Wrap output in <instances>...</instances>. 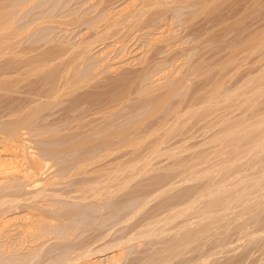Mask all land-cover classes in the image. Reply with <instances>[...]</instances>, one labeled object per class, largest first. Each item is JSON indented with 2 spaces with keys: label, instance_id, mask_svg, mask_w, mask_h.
Returning a JSON list of instances; mask_svg holds the SVG:
<instances>
[{
  "label": "rangeland",
  "instance_id": "1",
  "mask_svg": "<svg viewBox=\"0 0 264 264\" xmlns=\"http://www.w3.org/2000/svg\"><path fill=\"white\" fill-rule=\"evenodd\" d=\"M142 1L144 3V0H6V2L2 0L0 2V8L2 10L3 8H7L9 13L6 14V9V11L4 10L6 13L0 9V12L3 14L10 16L13 12H17L15 13L16 16L14 13L10 17L5 16V19L8 20L11 18V21H13L11 22L9 20L12 23H10L11 26L9 27H11V29H9V31L14 29L13 31H15L16 34H14L13 31H5L8 28L2 30L1 32L5 31L2 34L0 32V39L3 41L8 37V35L6 36L7 32L11 34V38H9V35L5 40L8 43L10 39L8 45L3 42L6 45L3 44L2 47V41L0 40V48L2 47L4 51L2 52V49H0L2 52H0V56L3 54V57H0V83L4 84L1 80L5 81L8 79L5 83L14 80V82H12V88L14 86L16 89L13 88L10 92L4 93L0 91V130L14 118L13 115H11L13 111L17 109L20 110L21 108L24 111L20 110L18 115H23V113L27 111L30 112L31 109L33 110V108L37 109L41 102L43 105L47 103L48 105H45V108L43 107L41 111L39 109L36 112L34 120L32 119L33 121L31 120L27 128H25L30 132L23 129L28 132L27 134L21 130L22 134H25L21 136L24 139L21 138L22 140L20 139V141L16 143L20 144V146L23 145L22 147H24V149L27 147V153L32 152L35 156L36 154L37 156L40 155L39 157L41 159L49 157L50 160L46 158L45 161L48 165L44 166L45 168L42 169L43 173H41L42 175L40 174L38 179L40 178L39 181H42L41 184L45 187L47 186L46 184H48L47 189H49L48 191L51 190L50 193H64L70 190V194L72 192L71 195H68V193L66 194L68 197L50 195V198L47 197L48 199H44L45 201L40 200L41 202L38 198L37 200L29 198L27 194L30 196L31 194L29 193L38 190L39 185L41 187L44 186L39 184L31 188L27 186L28 182H26V180L25 182L23 181V183H21L20 179H18L20 182L15 180V183L13 181L17 176L20 178L23 176V169H25L27 165L21 158H15L18 162L15 159L13 160L15 151L12 152L10 149L9 144L11 141H2L5 136L0 133V150L2 151L3 148L7 149V151H0V179H2V177H4V179L7 178L5 186L8 188L6 189L5 186L0 183L1 187L3 186L2 188L0 187V197L11 190L13 192L11 191L8 194L16 191L25 196L22 197L23 202L22 198H19L20 200L17 206L21 205V207L19 206L20 209L17 208V212L15 210V213H4L6 217L4 215H2V217L0 216V218H2L0 219V225L5 218H9L8 215L10 218L14 219L12 220L13 222L11 221L14 225L12 223L11 225L8 224L10 226L5 225L8 227L4 226V232L3 227H0L2 229L0 239L4 237L0 240V243L6 241L4 235L9 231L12 242H19L20 239H17L18 241L15 240L18 236L15 234V232L18 233L15 231L16 225L23 224L25 220L27 222L31 218H26L24 221L19 219L15 220L17 216L20 217L28 214L26 217L32 215L33 218L37 214L45 215L43 212L46 211L47 208L50 211L47 210L46 214H52V216L46 215L45 219H48V221L50 219L53 220L51 223H54L56 227H60V225H63L61 226L62 229L66 227L65 233L66 230L71 232V234L68 232V235L66 234L64 238H56V236L53 239L52 236H49L50 240L46 238L47 240H45L44 245L40 247V251L38 250L40 249L38 242L37 244L36 242L35 244L33 243L34 245L32 244V246L25 242L24 244H26V246L23 245L25 250L21 246L23 243L20 245L19 242L18 248L21 247L20 250L22 252L19 249V251H16L17 249L15 250V248H17V244L14 246L13 243V245H11L14 250L11 248L12 250L10 249V252H12H9L10 254L7 251L5 255V252L0 250V264H9L12 262L13 264H25V258L28 260V263L26 262L27 264H51L53 260L56 261L55 258L65 257L68 261H71L76 255L77 256L74 257V259L78 258L76 262L75 260H73L74 262L71 261L74 264L77 262L78 264H264V0H210L212 1L210 3L211 5H209L204 12H199V14L197 11H199L201 7L200 3L202 0H161V2L164 1L163 7L161 8L162 10L157 8L159 12H157L156 9L153 14L155 12L161 13L162 11V15L154 14L155 17H153L152 11L154 9L149 10L148 13H146L149 17L145 16L144 13L140 19V23H138V25L141 26L137 25L138 27H133L135 29L131 28L133 30H129L130 34L129 32H127V34L125 33L126 35L122 34L129 29H127L128 25H126L128 22L125 21L123 22L126 26H121L123 31L118 30V28H120L119 26L116 30L113 29L116 31L112 32V34L115 33L114 35L109 36L113 30L109 31L108 38L103 36L104 33L101 34L106 31V28L109 27L112 22L119 21L120 18H123V14L128 12L138 13L142 7L141 4L143 5ZM24 3H26V6ZM2 5L4 6L2 7ZM21 11L22 13H20ZM192 15L197 17L192 19L194 17H191ZM13 16L14 18H12ZM151 16L153 18H151ZM43 20L44 22L41 23ZM141 20L143 22H141ZM59 23L60 25H58ZM17 32L19 33L17 34ZM20 32L23 36H21ZM26 32L29 33L27 34ZM119 32H121V34H118ZM3 34H5L6 37H3ZM100 35H102V37H100ZM258 40L260 42H258ZM86 42L89 43V45L92 42V46L90 45L91 48H89V50L87 49V52L84 50L81 51L80 45H85ZM254 43L259 44H255L256 46H254ZM4 46L5 48L7 47L8 51L7 49L6 51L8 54H6ZM242 47L246 49L244 50L245 52H242ZM122 48L124 50H122ZM232 49H234L233 52L231 51ZM64 50H67V52L71 50L72 52L63 53L65 52ZM78 50L86 53H80L81 56H84L83 60L81 59L82 57L76 59L77 61L81 60L77 62V65V63L75 64L76 60H74V58L79 54ZM240 50L242 53H240ZM10 51L12 53H9ZM76 51L77 54L75 53ZM16 52L21 56L18 54L15 55ZM183 52L186 54H183V57L185 56L183 58L184 60L181 57ZM231 52L233 55L236 53L233 58L237 56L235 60L233 59L234 61L232 60L233 62L230 61V63V58L228 61L227 59L231 57ZM238 52L239 54H237ZM177 53L180 55H177ZM14 56L18 59L16 60ZM177 56L180 58H175ZM174 59L177 60L175 61ZM72 60L75 61L72 62L73 72H71L72 70L70 69V71L68 67V65H71L69 61ZM41 61L43 62L41 63ZM66 64H68L66 66L68 68H66V71L70 73L65 72ZM170 64H172V66H170ZM29 66L32 68V73L29 72L31 71ZM196 66L199 68L202 67L203 69H200L201 71L198 73L202 74V71H205V73L202 75L197 73L198 76L194 74L191 67L196 68ZM203 66L205 67L203 68ZM9 70L11 72H9ZM206 70L209 71L206 72ZM65 73H67V75ZM67 76L68 78H66ZM178 76L181 78L179 79ZM262 76L263 78H261ZM61 77H63L66 82L69 79L70 81L64 83L65 81H63ZM16 79L18 81L15 82ZM182 81L183 83H180ZM72 82L76 85H73ZM219 82L222 86H220V89L222 92L224 91L225 96L226 94H230V92L233 94L234 91L238 93H234L236 94H233L234 96L232 94L229 95L231 96L230 98L228 95L224 97V94L221 92L219 93V100L221 101L222 98L226 100L227 103L226 101L225 103L222 102V100V103L219 102L222 104L221 107L219 103H217L219 106L214 104L216 106H214L215 109L213 108V110H211L213 104L211 105L212 107L209 108V106L208 109H204L203 107L200 108L198 103L201 105L200 99L204 97L203 94L209 92L208 90L212 89L214 84L216 85ZM70 83L71 86L69 85ZM174 83H179L178 85L181 88L179 86L178 88L177 84L174 86ZM254 83H259V86H257L258 84L254 85ZM260 83L263 84L262 87ZM64 85L66 88H63ZM172 85L178 89L174 88ZM53 87L61 90L68 88V91L65 92V90H63L64 93L59 91L56 97H47L46 99L42 94L45 92L50 93L48 90L51 88L50 91L54 90L55 88ZM170 87L174 88L170 90L171 93H168L171 97L167 95L165 101L163 100V106L161 105L160 108L156 109L158 111H155V108H152L154 106L153 103L155 104L158 97ZM254 87L256 89L257 87L262 89H258L259 91L257 92ZM236 88L239 90L243 88L240 90L241 93L243 92L242 95ZM220 89L218 90L219 92ZM251 89L253 92L255 90L257 94L250 98L248 95H253ZM204 90L205 92L203 93ZM172 91L176 93L173 94ZM199 91L201 92L199 93ZM201 93L203 94L200 95ZM246 93H248V95ZM238 95L241 96L238 97ZM247 98L250 100V103ZM245 99L248 101L247 103H244L246 102ZM242 100H244V102ZM237 101H239L240 104ZM241 101L243 103H241ZM29 102H33V106ZM237 103L239 105H237ZM188 104L190 109H187ZM30 106L33 108L30 109ZM197 106L200 109H197ZM172 107L174 109L178 107L179 111L181 109V111H186L185 108L190 110V112H187L190 116L185 114L182 117L183 119L184 117H189V120L184 119V122L181 123L183 120L180 118V121L174 123L173 118L170 116ZM209 109L212 114L208 111ZM207 111L210 113V115L208 113V116ZM167 115L169 118L166 117ZM249 115L251 117H249ZM202 116H205V118L202 119ZM260 119L263 120L262 123L258 122ZM4 121L8 122L6 123ZM163 121L166 123L162 125ZM254 123H256L257 126H255ZM160 124L162 126H160ZM235 124H237L236 126L238 128ZM227 125L229 127H227ZM74 126L75 128H73ZM158 126L162 128L160 129ZM230 128L233 130L235 129L233 132L234 134L232 133L233 130L231 131ZM236 128L238 129L237 131ZM155 129L157 130L155 131ZM222 130L224 131L221 132ZM229 131H231L230 133L233 135L230 134ZM220 132L221 134L227 132L230 136L225 134L228 137L225 135H220V137ZM128 138L135 143L137 142L139 146L137 145L136 147V144L134 145L135 147L131 145L126 146ZM22 141L24 142L22 143ZM254 142L256 144H253ZM106 143H109L108 146ZM151 151H154V154ZM224 151L227 152L225 153ZM9 153L14 154L11 156ZM118 160H120V162H117ZM125 162L128 164L131 163V166L125 167L123 170L126 169L125 171H127V169H130V173L136 174H133V178L128 181L126 184L127 187L123 186L119 187V189L116 186L115 190L112 192H115V194H113L114 196L110 195L105 197L106 200L99 199L97 201L96 199L95 201L93 198L85 200L81 199V195L77 196L78 193H81L77 191L79 190L77 187L79 188L85 181V184L89 182L92 183L94 177L95 180H97V178L101 177L104 173L105 175L107 173L113 174V172L109 171H114V174H121V163ZM90 163L91 165L86 166ZM3 164L6 166H3ZM80 165L84 169L80 168L81 170H79L78 166ZM114 165H117V169H115ZM118 165L121 168L118 169ZM74 170L77 172L75 173ZM83 170L87 173L83 172ZM131 170H133V172ZM10 171L14 176L9 174ZM116 171L117 173H115ZM125 171H122L121 176L125 175V173L123 174ZM128 171L127 174L129 173ZM15 174L18 175L16 176ZM10 176H13V179H11ZM106 176H102V179L104 180L103 177ZM99 179L102 180L101 178ZM10 180L14 182V186L11 184L12 182ZM15 186L16 190L14 189ZM75 192L78 193L75 194ZM26 196L30 200L32 199L31 202ZM76 197H79V200ZM49 201L50 203H48ZM40 203L42 204L41 206L39 205ZM126 203L127 205H125ZM192 203H194V207ZM30 204L32 206L34 205L33 208H30L32 207ZM58 206L61 208H58ZM58 210H60V213H58ZM63 210L65 211L63 212ZM61 211L65 214L63 216L68 218L66 220L67 222L65 221V217H62V220L64 219L63 221L65 222L57 219L58 216L62 214ZM74 211L75 213H73ZM181 211L183 212L181 213ZM205 211L209 212L204 214ZM132 212L138 213L130 217ZM175 212L179 214H175ZM171 213L173 217L177 215L174 220L172 219L173 217L170 218ZM210 213L211 215H209ZM13 216L16 217L14 218ZM45 219H43V225L48 223ZM168 219L170 220L167 221ZM56 221H59L60 224ZM160 222L163 223L161 226ZM51 223H48V225L50 226ZM146 223L147 225H145ZM45 225L44 227H46ZM54 225L52 224V227H55ZM154 226H156L157 229ZM59 227H57V229H61V227ZM152 227H154V230H158L156 231L157 233L154 232ZM150 228L153 230L154 234L152 232L150 236L148 233V235H145L146 232L150 231ZM170 228L172 230H170ZM166 229H168V231ZM11 231L16 237L12 235ZM14 237L15 239H13ZM58 239L59 241H57ZM110 243L113 244L110 245ZM104 246L105 248H103ZM81 248L86 249L85 251H89L87 252L89 254ZM33 249L36 250L33 251ZM74 250H76V252H74ZM78 253H80V255ZM69 258L71 260H69ZM21 259H24V261H21ZM84 259H88V261ZM110 260L112 261L111 263ZM14 261L21 262L16 263Z\"/></svg>",
  "mask_w": 264,
  "mask_h": 264
},
{
  "label": "bare ground",
  "instance_id": "2",
  "mask_svg": "<svg viewBox=\"0 0 264 264\" xmlns=\"http://www.w3.org/2000/svg\"><path fill=\"white\" fill-rule=\"evenodd\" d=\"M2 0H0V2H1ZM31 1V0H30ZM178 1V0H177ZM182 1V0H181ZM256 1V0H255ZM5 2H6V0H5ZM9 2V1H8ZM27 2H29V1H27ZM26 2V3H27ZM58 2V1H57ZM164 2V1H163ZM163 2H161V0H144V3H143V1H142V3H143V5L141 4V9L139 10V12L138 13H135V12H128V13H126V14H123L122 16H123V18H120L119 19V21H114V22H112L111 24H110V26L109 27H107L106 28V31H104V32H102L101 34H103L104 33V35L103 36H108V33H110L109 31L110 30H113V29H117L119 26H120V28H118V30L119 31H123V28L121 27V26H126V25H128V27H127V31H125L124 33H122V34H127V32H129V34H130V31L131 30H133V29H135V28H133V27H135V26H137L138 25V23H140V19H141V17L144 15V13H145V16H148V14L146 15V13H148V11L149 10H153L152 11V15H153V17H155V15L156 14H161L162 15V7H163ZM212 1H210V0H202V2L200 3V5H201V7L199 8V11H197V13L199 14V12H204L206 9H207V7H209V5H211L210 3H211ZM4 3V2H3ZM2 3V4H3ZM26 3H24V5L26 4ZM37 3V2H36ZM136 3V2H135ZM174 3V2H173ZM173 3H171V4H173ZM223 3V2H222ZM19 4H20V2H19ZM21 4H22V2H21ZM165 4H167V3H165ZM183 4V3H182ZM196 4V3H195ZM228 4V3H227ZM9 5V4H8ZM28 5V4H27ZM199 5V4H198ZM226 5V4H225ZM4 5H2V7H3ZM6 6H7V4H6ZM12 6V5H11ZM21 6H23V5H21ZM26 6V5H25ZM130 6V5H129ZM140 6V5H139ZM9 7V6H8ZM20 7V6H19ZM217 7V6H216ZM24 8V7H23ZM135 8V7H134ZM161 9L160 11H161V13H154L153 14V12L156 10V9ZM173 8V7H172ZM215 8V7H214ZM1 9V8H0ZM7 10V8H3V10L1 9V11H3V12H5L6 10ZM157 9V12H159V10ZM5 10V11H4ZM9 10H11V9H9ZM21 10H22V8H21ZM212 10V9H211ZM18 11V10H17ZM7 12V13H6ZM5 13L6 14H9L8 13V10L6 11ZM10 12V11H9ZM11 13V12H10ZM14 13V12H13ZM13 13L11 14V15H13ZM15 13H17V12H15ZM15 13H14V15H15ZM20 13H22V11L20 12ZM117 13V12H116ZM120 13V12H119ZM6 14H3L2 12H0V32L2 31V30H4V29H6V28H8V29H6L5 31H9V29H11V27H9V26H11L10 25V23L11 22H13V21H11V18L10 19H5V16H8V15H6ZM19 14V13H18ZM105 14V13H104ZM114 14V13H113ZM150 14H151V12H150ZM178 14V13H177ZM10 15V16H11ZM172 15V14H171ZM176 15V14H175ZM10 16H8V17H10ZM16 16V15H15ZM97 16V15H96ZM120 16V15H119ZM158 16V15H157ZM165 16V15H164ZM194 16V17H193ZM47 17V16H46ZM50 17V16H49ZM99 17V16H98ZM104 17V16H103ZM102 17V18H103ZM108 17V16H107ZM149 17V16H148ZM152 16H151V18H153ZM163 17V16H162ZM186 17V16H185ZM191 17H193L192 19H194L195 17H197V16H195V15H192ZM190 17V18H191ZM12 18H14V16L12 17ZM101 18V17H100ZM105 18V17H104ZM103 18V19H104ZM159 18V17H158ZM179 18V17H178ZM189 18V17H188ZM88 19H90V18H88ZM107 19V18H106ZM117 19V18H116ZM166 19V18H165ZM184 19V18H183ZM11 22H10V21ZM115 20V19H114ZM157 20V19H156ZM185 20V19H184ZM191 20V19H190ZM223 20V19H222ZM46 21V20H45ZM47 21H49V20H47ZM53 21V20H52ZM60 21V20H59ZM89 21V20H88ZM91 21V20H90ZM92 21H94V20H92ZM107 21V20H106ZM109 21V20H108ZM123 21H125V22H128V24H124V22ZM224 21V20H223ZM44 22V20L41 22V23H43ZM51 22V21H50ZM65 22V21H64ZM66 22H68V21H66ZM96 22V21H95ZM103 22V21H102ZM101 22V23H102ZM111 22V21H110ZM141 22H143L142 20H141ZM32 23V22H31ZM55 23H56V21H55ZM69 23V22H68ZM77 23V22H76ZM12 24V23H11ZM14 24V23H13ZM62 24V23H61ZM185 24H186V22H185ZM58 25H60V23L58 24ZM64 25V24H63ZM70 25V24H69ZM75 25V24H74ZM147 25V24H146ZM138 26H141V25H138ZM137 26V27H138ZM30 27V26H29ZM121 28H122V30H121ZM131 28H133V29H131ZM142 28V27H141ZM172 28V27H171ZM27 29V28H26ZM170 29V28H169ZM14 29H12L11 31H13ZM21 30V29H20ZM30 30V29H29ZM115 30H113V31H111V33L109 34V36H112V35H114V34H112V32H114ZM130 30V31H129ZM5 31H3V32H5ZM11 31H9V32H11ZM16 31H17V29H16ZM204 31V30H203ZM3 32H1V34L3 33ZM14 32V34H16V32L15 31H13ZM22 32V31H21ZM21 32H20V34H21ZM24 32V31H23ZM101 32V31H100ZM106 32V33H105ZM116 32V31H115ZM118 32V31H117ZM19 32H17V34H18ZM27 33V32H26ZM29 33V32H28ZM27 33V34H28ZM99 33V32H98ZM209 33V32H208ZM226 33V32H225ZM1 34H0V36H1ZM13 34V33H12ZM26 34V35H27ZM106 34V35H105ZM117 34V33H116ZM118 34H121V32H119ZM125 34V35H126ZM204 34V33H203ZM205 34H206V31H205ZM8 35V37H9V35H10V37L9 38H11V34L10 33H6V36ZM208 35V34H207ZM3 37L5 36V34H3L2 35ZM5 36V37H6ZM13 36V35H12ZM21 36H23L22 34H21ZM108 36V37H109ZM124 36V35H123ZM134 36V35H133ZM132 36V37H133ZM203 36V35H202ZM3 37H1V38H3ZM7 37V38H8ZM27 37H28V35H27ZM100 37H102V35H100ZM106 37H104V38H106ZM107 37V38H108ZM151 37V36H150ZM206 37V36H205ZM214 37V36H213ZM7 38H5V40L7 39ZM15 38H17V37H15ZM96 38V37H95ZM135 38V37H134ZM212 38V37H211ZM216 38H217V36H216ZM4 39V38H3ZM13 39V38H12ZM11 39V40H12ZM204 39V38H203ZM206 39V38H205ZM218 39V38H217ZM1 40V39H0ZM3 41V40H1L0 42H1V44H2V47H3V44H5V43H7V41ZM16 40V39H15ZM98 40V39H97ZM120 40V39H119ZM181 40V39H180ZM239 40V39H238ZM22 41H23V39H22ZM147 41V40H146ZM187 41V40H186ZM3 42H5V43H3ZM9 42H10V39H9V41H8V43H7V45L9 44ZM15 42V41H14ZM184 42V41H183ZM208 42V41H207ZM247 42V41H246ZM258 42H260L259 40H258ZM92 43V42H91ZM91 43H90V45H91ZM99 43V42H98ZM0 44V45H1ZM83 44H85V43H83ZM258 45L259 43H254V46H256V45ZM6 45V44H5ZM12 45V44H11ZM21 45V44H20ZM89 45V43H87L86 42V44L85 45H80V50L82 51V50H84V51H88L89 50V48H91V46ZM88 46H90V47H88ZM104 46V45H103ZM2 47L0 48V49H2ZM189 47V46H188ZM240 47V46H239ZM238 47V48H239ZM248 47V46H247ZM83 48V49H82ZM4 49H5V51H6V49H7V47L5 48V46H4ZM11 49V48H10ZM79 49V48H78ZM88 49V50H87ZM101 49V48H100ZM220 49H223V48H220ZM240 49V48H239ZM249 49V48H248ZM12 50V49H11ZM16 50V49H15ZM63 50V49H62ZM71 50H72V48H71ZM71 50H69L68 52H72ZM122 50H124L123 48H122ZM224 50V49H223ZM233 50L234 49H232L231 51L233 52ZM236 50V49H235ZM241 50H242V52H245L244 50H246L245 48L243 49V47L241 48ZM241 50H240V53H242L241 52ZM7 51H8V49H7ZM6 51V54H8V52ZM24 51V50H23ZM65 51V50H64ZM81 51H79L78 50V52H79V54H77V51L75 52L77 55H76V57L74 58V60H76V59H78V58H81L82 60H83V56L84 55H82L81 56V54L84 52H81ZM100 51V50H99ZM184 51V50H183ZM248 51V50H247ZM249 51H250V49H249ZM1 52V51H0ZM2 52H4L3 51V49H2ZM1 52V53H2ZM63 52V51H62ZM67 52V50L65 51V52H63V53H66ZM67 52V53H68ZM85 52V53H86ZM124 52V51H123ZM231 52V57H228V59H227V61L229 60V58H230V60H229V62L231 61V62H233L234 60H235V58H236V56H235V58H233V56L236 54H234L233 55V53ZM235 52V51H234ZM237 52V51H236ZM9 53H12L11 51L9 52ZM24 53V52H23ZM29 53V52H28ZM56 53V52H55ZM81 53V54H80ZM85 53H83V54H85ZM180 53V52H179ZM179 53H177V55L179 54ZM5 54V56L7 57V55ZM18 54V52H16V54L15 55H17ZM20 54H22V53H20ZM53 54V53H52ZM183 54H185L184 52L182 53V59L185 57H183ZM237 54H239V52L237 53ZM3 54H1V56L0 57H3L2 56ZM19 55V54H18ZM23 55V54H22ZM63 55H66V54H63ZM68 55V54H67ZM70 55V54H69ZM80 55V56H79ZM176 55V54H175ZM175 55H173V56H175ZM180 55V54H179ZM186 55V54H185ZM19 56H21V55H19ZM30 56V55H29ZM172 56V57H173ZM189 56V55H188ZM188 56H187V58H188ZM224 56V55H223ZM15 57V56H14ZM18 57V56H17ZM61 57H62V55H61ZM226 57V56H225ZM21 58V57H20ZM57 58H59V57H57ZM175 58H180L179 56H177V57H175ZM223 58V57H222ZM238 58V57H237ZM15 59H16V57H15ZM18 59V58H17ZM16 59V60H17ZM34 59V58H33ZM32 59V60H33ZM72 59V58H71ZM171 59V58H170ZM173 59V58H172ZM190 59V58H189ZM234 59V60H233ZM46 60H48V59H46ZM54 60V59H53ZM52 60V61H53ZM62 60V59H61ZM60 60V61H61ZM148 60V59H147ZM175 61L177 60V59H174ZM179 60V59H178ZM184 60V59H183ZM222 60V59H221ZM233 60V61H232ZM26 61V60H25ZM56 61V60H55ZM58 61V60H57ZM66 61V60H65ZM78 61H81V60H78ZM77 60H76V62L75 61H69L70 63H71V65H68V64H66L65 65V72H67L66 71V66L68 65V67H69V70L71 71V72H73V68H72V62H75V64L78 62ZM174 61V62H175ZM180 61V60H179ZM223 61V60H222ZM35 62V61H34ZM37 62V61H36ZM43 61H41V63H42ZM50 62V61H49ZM68 62V61H67ZM169 62H170V60H169ZM183 62V61H182ZM181 62V63H182ZM217 62V61H216ZM226 62V61H225ZM228 62V63H229ZM230 62V63H231ZM65 63V62H64ZM179 63V62H178ZM187 63V62H186ZM201 63H204V62H201ZM222 63V62H221ZM227 63V62H226ZM7 64V63H6ZM17 64V63H16ZM55 64V63H54ZM57 64V63H56ZM62 64H63V61H62ZM199 64V63H198ZM223 64V63H222ZM222 64H221V66H222ZM23 65V64H22ZM34 65V64H33ZM43 65V64H42ZM50 65V64H49ZM53 65V64H52ZM77 65H78V63H77ZM76 65V66H77ZM81 65V64H80ZM174 65V64H173ZM176 65V64H175ZM179 65V64H178ZM192 65V64H191ZM224 65V64H223ZM39 66V65H38ZM51 66V65H50ZM165 66V65H164ZM170 66H172V64H170ZM195 66V65H194ZM197 66H199V65H197ZM196 66V68H192L191 67V69H192V72L194 73V74H197L198 72H200L201 70L200 69H202V67H197ZM225 66H226V64H225ZM37 67V66H36ZM41 67V66H40ZM45 67V66H44ZM156 67V66H155ZM181 67V66H180ZM205 66H203V68H204ZM17 68H19V67H17ZM29 68H30V66H29ZM48 68V67H47ZM60 68V67H59ZM62 68H64V67H62ZM76 68V67H75ZM75 68H74V70H75ZM157 68H159V67H157ZM164 68V67H163ZM182 68V67H181ZM212 68V67H211ZM11 69V68H10ZM32 68H30V70H31ZM37 69V68H36ZM36 69H34V70H36ZM41 69V68H40ZM68 69V68H67ZM13 70V69H12ZM20 70V69H19ZM33 70V71H34ZM45 70V69H44ZM48 70V69H47ZM63 70V69H62ZM68 70V71H69ZM153 70V69H152ZM182 70V69H181ZM203 70V69H202ZM27 71V70H26ZM37 71V70H36ZM207 71H209V70H206V72ZM9 72H11L10 70H9ZM18 72V71H17ZM29 72H31L32 73V70L31 71H29ZM77 72H78V70H77ZM149 72V71H148ZM185 72H186V69H185ZM190 72V71H189ZM13 73V72H12ZM30 73V74H31ZM34 73V72H33ZM67 73H70V72H67ZM67 73H65L66 75H67ZM192 73V74H193ZM202 74L203 73H205V71H202L201 72ZM60 74H61V72H60ZM63 74V73H62ZM183 74V73H182ZM181 74V75H182ZM193 74V75H194ZM199 75H202V74H200V73H198ZM198 74H197V76H198ZM68 75H70V74H68ZM78 75V74H77ZM151 75V74H150ZM166 75V74H165ZM188 75V74H187ZM28 76V75H27ZM61 76V75H60ZM65 76V75H64ZM155 76V75H154ZM183 76V75H182ZM255 76V75H254ZM253 76V77H254ZM72 77H74V76H72ZM179 77V76H178ZM256 77V76H255ZM259 77V76H258ZM257 77V78H258ZM66 78H68V76L66 77ZM76 78V77H75ZM170 78V77H169ZM181 77H179V79H180ZM261 78H263V76L261 77ZM5 79V78H4ZM10 79V78H9ZM61 79H63V77H61ZM264 79V78H263ZM8 79H6L5 81H7ZM25 80V79H24ZM73 80V79H72ZM81 80V79H80ZM176 80V79H175ZM181 80H183V79H181ZM255 80V79H254ZM262 80V79H261ZM5 81H3V80H1V82H3L4 84H2V83H0V91H2L3 93L4 92H10L11 90H13V88L15 89V87L13 86V88H12V82H14V80H11V81H9L8 83H10V84H8L7 82L5 83ZM16 81H18L17 79L15 80V82ZM63 81H65V79H63ZM70 81V79L66 82H64V83H68ZM75 81H76V79H75ZM248 81H250V80H248ZM22 82V81H21ZM52 82H53V80H52ZM56 82V81H55ZM212 82V81H211ZM255 82V81H254ZM73 83V82H72ZM77 83V82H76ZM133 83V82H132ZM180 83H183V81L182 82H180ZM59 84H61V83H59ZM177 84V87L179 86L178 84L179 83H176ZM176 84L174 83V86H176ZM256 84H258L257 86H259V83H256ZM255 83H254V85H256ZM51 85H54V84H51ZM57 85V84H56ZM66 85V84H65ZM65 85L63 86V88H66L65 87ZM70 86H71V83L69 84ZM73 85H76L75 83H73ZM180 85H182V84H180ZM224 85H225V83H224ZM262 85L263 84H261L260 83V86L262 87ZM60 86V85H59ZM59 86H55V87H59ZM173 86V85H172ZM173 86V87H174ZM203 86V85H202ZM211 86V85H210ZM220 86H221V83L219 82V83H217L216 85L214 84V87L212 88V89H210V90H208L209 92H207L206 94H203L204 92H205V90L203 91V93H201L200 95H202L203 94V96L204 97H202V99H200L199 101L201 102V105H200V103H198V105H199V107L201 108V107H203L204 109H208V107L209 108H211L212 106V104H213V107H212V109L211 110H213V108H214V106H216V105H214V104H217V103H222V102H224L225 103V101L226 100H223L222 98H221V101L219 100V98H220V95H219V93H221L222 91H221V89H220ZM50 87H52V86H50ZM55 87H53V88H55ZM62 87V86H61ZM60 87V88H61ZM173 87H170L169 89H167L163 94H161V96H157L158 97V99L155 101V104L153 103V107L152 108H155L154 110L155 111H158V110H156V109H158V108H160L161 107V105L163 106V100L165 101V98L167 97V95L169 96L170 94H168V93H171L170 92V90H172V88ZM177 87H174V88H177ZM180 87V86H179ZM178 87V88H179ZM204 87V86H203ZM222 87V86H221ZM234 87V86H233ZM245 87H246V85H245ZM248 87V86H247ZM45 88V87H44ZM70 88V87H69ZM173 88V89H174ZM177 88V89H178ZM181 88V87H180ZM240 88V87H239ZM244 88V87H243ZM242 88V89H243ZM255 88V87H254ZM21 89V88H20ZM49 89V88H48ZM52 89V88H51ZM51 89H49L48 91L50 92V93H44V94H42V95H44L45 97H46V99H47V97H56L57 96V93L60 91V92H62V93H64V91L63 90H65V92L66 91H68L67 89H63V90H61V89H54V90H52V91H50ZM220 89V92L218 91ZM242 89H240V90H242ZM259 87H257V89L255 88V90L258 92L259 90H261V89H259ZM16 90V89H15ZM176 90V89H175ZM199 90V89H198ZM236 90H238L239 92H240V90L239 89H237L236 88ZM244 90H245V88H244ZM249 90V89H248ZM254 90V92L252 91V89H251V93H253V95H251V94H249L248 95V93H246L248 96H250V98H251V96H254L255 94H257L256 93V91ZM21 91V90H20ZM36 91V90H35ZM201 91H199V93H200ZM237 92V91H236ZM235 91L233 92V94L234 93H236ZM246 92V91H245ZM33 93V92H32ZM172 93H173V91H172ZM174 93H176V92H174ZM173 93V94H174ZM197 93V92H196ZM209 93V94H208ZM238 93V92H237ZM241 93V92H240ZM239 93V94H240ZM243 93V92H242ZM242 93H241V95H242ZM41 94V93H40ZM222 94H224V91L222 92ZM221 94V95H222ZM232 94V92H230V94H226V96L228 95H231ZM232 94V95H233ZM33 95V94H32ZM234 95H236V94H234ZM233 95V96H234ZM241 95H238V97L239 96H241ZM244 95H245V93H244ZM247 95H246V97H247ZM116 96V95H115ZM123 96V95H122ZM184 96V95H183ZM193 96V95H192ZM224 97H226L225 96V94L223 95ZM223 96H221V97H223ZM232 96V97H233ZM117 97V96H116ZM125 97V96H124ZM170 97H171V95H170ZM173 97V96H172ZM230 98H231V96H229ZM228 97V98H229ZM245 97V96H244ZM5 98V97H4ZM37 98V97H36ZM191 98V97H190ZM227 98V99H228ZM229 98V99H230ZM235 98H236V96H235ZM117 99V98H116ZM195 99V98H194ZM226 99V98H225ZM228 99V100H229ZM243 99V98H242ZM248 99V98H247ZM51 100V99H50ZM52 100H54V99H52ZM155 100V99H154ZM169 100V99H168ZM183 100V99H182ZM232 100V99H231ZM246 100V99H245ZM249 100V99H248ZM29 101V100H28ZM39 101V100H38ZM43 101V100H42ZM111 101V100H110ZM114 101V100H113ZM112 101V102H113ZM166 101H167V99H166ZM234 101H235V99H234ZM243 102H244V100H242ZM241 101V103H243ZM41 102V101H40ZM46 102V101H45ZM115 102V101H114ZM196 102V101H195ZM230 102V101H229ZM228 102V103H229ZM238 103H239V101H237ZM248 101L246 100V102H244V103H247ZM254 102V101H253ZM20 103V102H19ZM32 106H33V102L31 103V102H29ZM50 103V102H49ZM172 103V102H171ZM178 103V102H177ZM181 103V102H180ZM197 103V102H196ZM219 103V105H220V107H221V105L222 104H220ZM224 103H223V106H224ZM226 103H227V101H226ZM236 103V102H235ZM237 103V105H239ZM249 103H250V100H249ZM40 105L38 106V108H37V106H36V108L37 109H34L32 106H30V109L31 108H33V110L31 111L30 110V112L29 111H27V112H25V113H23V115H18V112H20V110H22L21 108H20V110H15V111H13L12 112V114L11 115H13V119H11V121L9 122V123H7L6 121H4V122H6L7 124H6V126H4L1 130H0V133H2L4 136H5V138L4 137H2V138H4L2 141H4V140H6V141H11V143L9 144L10 145V149L12 150V152L13 151H15V154L13 155V154H10L11 156L13 155V160L15 159V158H21L22 159V161L24 160L25 161V163H26V168L25 169H23V176H22V174H21V178H23V179H21L19 176H17L16 174V176H17V178L16 179H14L13 181L15 182V180H17V182H20V180H21V183H23V181L25 182V180H26V182H28V184H27V186L28 187H33V186H38L39 184H41L42 183V181H39L40 180V178L38 179V177L40 176V174L41 173H43L42 172V169L43 168H45L44 166H47L48 165V163H45V161H46V158H48L47 160H50L49 159V157H46V158H43V159H41L39 156H37V154H36V156L34 155V154H32V152H30V153H27V150H28V148L27 147H25V149H24V147H22L23 145H21L20 146V144H18V143H16V142H18V141H20V139L22 138L21 136L23 135H25V134H22V131L21 130H23V129H25V128H27V126L29 125V123L31 122V120L33 119L34 120V116H35V114H36V112L40 109V111H41V108H43L45 105H48L47 103L45 104V105H43V103L41 102V103H39ZM182 104V103H181ZM195 104V103H194ZM254 104V103H253ZM29 105V104H28ZM35 105V104H34ZM38 105V104H37ZM176 105V104H175ZM178 105V104H177ZM180 105V104H179ZM218 104H217V106H219ZM227 105V104H226ZM229 105V104H228ZM242 105H244V104H242ZM21 106V105H20ZM19 106V107H20ZM25 106V105H24ZM188 106V108L187 109H190L189 107V104L187 105ZM186 106V107H187ZM23 107V106H22ZM27 107V106H26ZM110 107V106H109ZM173 107H174V105H173ZM172 107V108H173ZM181 107V106H180ZM29 108V107H28ZM45 108V107H44ZM46 108H47V106H46ZM171 108V110H170V116L173 118V120H174V123L175 122H178V121H180V118H182L185 114H187V112L189 111L190 112V110H187L186 108H185V110L186 111H179L178 110V107L176 108V109H172ZM196 108V107H195ZM200 108H198V106H197V109H200ZM227 108V107H226ZM25 109V108H24ZM150 109V108H149ZM215 109V108H214ZM26 110V109H25ZM160 110V109H159ZM168 110V109H167ZM203 110V109H202ZM211 110L209 109L208 111H210V113L212 114V112H211ZM220 110V109H219ZM237 110V109H236ZM247 110V109H246ZM22 111H24V110H22ZM193 111H194V108H193ZM196 111V110H195ZM198 111V110H197ZM207 111V116H208V112ZM218 111V110H217ZM148 112V111H147ZM146 112V113H147ZM198 112H200V111H198ZM220 112V111H219ZM223 112V111H222ZM232 112V111H231ZM234 112V111H233ZM151 113V112H150ZM201 113V112H200ZM206 113V112H205ZM210 113H209V115H210ZM215 113V112H214ZM230 113V112H229ZM157 114V113H156ZM165 114V113H164ZM167 114V113H166ZM194 114V113H193ZM192 114V115H193ZM204 114V113H203ZM148 115V114H147ZM187 115H189V114H187ZM256 115H258V114H256ZM190 116V115H189ZM206 116V117H207ZM226 116V115H225ZM259 116V115H258ZM12 117V116H11ZM166 117H168V115L166 116ZM187 117V116H186ZM195 117V116H194ZM249 117H251L250 115H249ZM144 118V117H143ZM169 118V117H168ZM167 118V119H168ZM189 117H187V118H185L184 117V119H187V120H189L188 119ZM202 119L203 118H205V116H202L201 117ZM201 118H200V120H201ZM213 118V117H212ZM162 119H165V118H162ZM184 119L182 118L181 120H183V121H181V123L182 122H184ZM221 119V118H220ZM32 120V121H33ZM146 120V119H145ZM212 120V119H211ZM249 120V119H248ZM262 119H260V120H258V122L259 123H262L263 122V120L261 121ZM171 121V120H170ZM198 121H199V119H198ZM209 121V120H208ZM214 121V120H213ZM220 121V120H219ZM261 121V122H260ZM70 122V121H69ZM137 122H138V120H137ZM141 122V121H140ZM195 122V121H194ZM226 122V121H225ZM245 122V121H244ZM243 122V123H244ZM136 123V122H135ZM139 123V122H138ZM142 123V122H141ZM162 123V122H161ZM164 123H166V122H164L163 121V123H162V125L164 124ZM193 123V122H192ZM212 123V122H211ZM222 123V122H221ZM242 123V124H243ZM33 124V123H32ZM156 124V123H155ZM217 124V123H216ZM250 124H252V123H250ZM255 124V126H257L256 125V123H254ZM258 124V123H257ZM264 124V123H263ZM262 124V125H263ZM50 125V124H49ZM79 125V124H78ZM161 124H160V126H162ZM168 125V124H167ZM208 125V124H207ZM206 125V126H207ZM237 124H235V126H236ZM259 125V124H258ZM166 126V125H165ZM224 126V125H223ZM234 126V125H233ZM235 126H234V128H235ZM243 126V125H242ZM249 126V125H248ZM254 126V125H253ZM41 127V126H40ZM137 127V126H136ZM159 127V126H158ZM164 127V126H163ZM179 127H182V126H179ZM214 127V126H213ZM213 127H212V129H213ZM227 127H229L228 125H227ZM231 127V126H230ZM237 127V126H236ZM251 127H252V125H251ZM73 128H75V126L73 127ZM160 128V127H159ZM159 128H157V129H159ZM162 128V127H161ZM160 128V129H161ZM232 128V127H231ZM230 128V129H231ZM238 128V127H237ZM236 128V131L238 130ZM249 128V127H248ZM53 129V128H52ZM134 129V128H133ZM157 129H155V131L157 130ZM178 129V128H177ZM241 129H243V128H241ZM257 129V128H256ZM26 130V129H25ZM56 130V129H55ZM127 130V129H126ZM225 130V129H224ZM224 130H222L221 132H223ZM233 129H231V131H232ZM235 130V129H234ZM234 130L232 131V133L234 132ZM250 130V129H249ZM24 131V130H23ZM26 131H29L28 129L26 130ZM26 131H24V133L26 132ZM32 131V130H31ZM122 131V130H121ZM136 131V130H135ZM155 131H154V133H155ZM206 131H208V130H206ZM231 131H229V133L231 132ZM235 131V132H236ZM240 131V130H239ZM242 131V130H241ZM30 132V131H29ZM129 132V131H128ZM137 132V131H136ZM159 132V131H158ZM221 132H220V134H219V136L221 135V136H224L225 134H229V133H227V132H224V133H222L221 134ZM27 134H28V132H26ZM97 133H99V132H97ZM127 133V132H126ZM149 133V132H148ZM152 133H153V131H152ZM166 133V132H165ZM232 133H230V134H232ZM237 133V132H236ZM236 133H235V135H236ZM239 133V132H238ZM26 134V135H27ZM31 134V133H30ZM42 134V133H41ZM94 134V133H93ZM234 134V133H233ZM232 134V135H233ZM239 134H242V133H239ZM247 134V133H246ZM110 135V134H109ZM130 135H131V133H130ZM133 135V134H132ZM157 135V134H156ZM159 135V134H158ZM232 135H231V137H232ZM238 135V134H237ZM35 136V135H34ZM50 136V135H49ZM54 136V135H53ZM127 136H128V134H127ZM141 136V135H140ZM151 136V135H150ZM162 136V135H161ZM220 136V137H221ZM226 136V135H225ZM228 136H230V135H228ZM228 136H226V137H228ZM245 136V135H244ZM31 137V136H30ZM87 137V136H86ZM89 137V136H88ZM135 137V136H134ZM157 137V136H156ZM215 137V136H214ZM219 137V138H220ZM261 137V136H260ZM111 138V137H110ZM117 138V137H116ZM130 138V137H129ZM129 138H128V141L126 142V146L127 145H131V146H134L135 144V146L137 147V145H138V143L136 142H134L133 140H129ZM162 138V137H161ZM167 138V137H166ZM235 138V137H234ZM238 138V137H237ZM236 138V139H237ZM22 139H24V138H22ZM21 139V140H22ZM27 139V138H26ZM80 139V138H79ZM83 139V138H82ZM87 139V138H86ZM103 139V138H102ZM113 139V138H112ZM144 139V138H143ZM163 139V138H162ZM165 139V138H164ZM168 139V138H167ZM217 139H218V137H217ZM256 139V138H255ZM32 140V139H31ZM35 140V139H34ZM74 140V139H73ZM85 140V139H84ZM123 140V139H122ZM6 141H4V142H6ZM29 141V140H28ZM80 141V140H79ZM135 141H136V139H135ZM245 141V140H244ZM248 141V140H247ZM24 141H22V143H23ZM106 142V141H105ZM116 142V141H115ZM139 142V141H138ZM28 143V142H27ZM30 143H31V141H30ZM78 143V142H77ZM98 143V142H97ZM123 143H125V142H123ZM149 143V142H148ZM213 143V142H212ZM34 144V143H33ZM76 144V143H75ZM107 144V143H106ZM109 144V143H108ZM108 144H107V146H108ZM112 144V143H111ZM115 144V143H114ZM139 144H140V142H139ZM152 144V143H151ZM218 144V143H217ZM243 144V143H242ZM253 144H256L255 142L253 143ZM85 145V144H84ZM103 145H104V143H103ZM102 145V146H103ZM124 145V144H123ZM157 145V144H156ZM156 145H155V148H156ZM219 145V144H218ZM252 145V144H251ZM26 146V145H25ZM29 146V145H28ZM125 146V145H124ZM134 146V147H135ZM139 146V145H138ZM72 147V146H71ZM218 147V146H217ZM26 148H27V150H26ZM35 148V147H34ZM106 148V147H105ZM110 148V147H109ZM215 148V147H214ZM254 148V147H253ZM258 148V147H257ZM2 149V148H1ZM9 149V150H10ZM149 149V148H148ZM216 149V148H215ZM3 150H6L7 151V149L6 148H3ZM3 150L1 151V152H3ZM26 150V151H25ZM95 150V149H94ZM104 150V149H103ZM250 150V149H249ZM5 151V152H6ZM154 151H155V149H154ZM153 151V152H154ZM60 152V151H59ZM88 152V151H87ZM152 152V151H151ZM152 152V153H153ZM225 152V151H224ZM227 152V151H226ZM225 152V153H226ZM229 152V151H228ZM34 153V152H33ZM100 153H101V151H100ZM163 153V152H162ZM177 153V152H176ZM5 154V153H4ZM154 154V153H153ZM152 154V155H153ZM155 154H156V152H155ZM158 154V153H157ZM166 154V153H165ZM47 155V154H46ZM97 155V154H96ZM160 155V154H159ZM9 156V155H8ZM10 156V157H11ZM173 156V155H172ZM93 157H94V155H93ZM96 157V156H95ZM40 158V159H39ZM11 159V158H10ZM9 159V160H10ZM105 159V158H104ZM149 159V158H148ZM147 159V160H148ZM152 159V158H151ZM16 160V159H15ZM53 160V159H52ZM94 160V159H93ZM17 161V160H16ZM82 161H84V160H82ZM86 161V160H85ZM88 161V160H87ZM96 161V160H95ZM151 161V160H150ZM149 161V162H150ZM18 162V161H17ZM48 162V161H47ZM94 162V161H93ZM106 162V161H105ZM117 162H120V160H118ZM10 163H11V161H10ZM21 163V162H20ZM19 163V164H20ZM71 163V162H70ZM78 163V162H77ZM83 163V162H82ZM92 163V162H91ZM91 163L90 164H88V165H86V166H89V165H91ZM99 163V162H98ZM111 163V162H110ZM151 163V162H150ZM22 164V163H21ZM46 164V165H45ZM122 164V168L121 167H119V165H118V169L119 168H121L120 170H122V171H125V170H123V168H125V167H128V166H131L130 164H128V163H121ZM74 165V164H73ZM78 165V164H77ZM77 165H76V168H77ZM83 165V164H82ZM108 165V164H107ZM142 165H143V163H142ZM3 166H6V165H4L3 164ZM75 166V165H74ZM84 166V165H83ZM93 166V165H92ZM115 166V165H114ZM117 166V165H116ZM115 166V169H117V167ZM144 166V165H143ZM2 167V166H1ZM25 167V166H24ZM71 167V166H70ZM79 167V170H81L80 168H82V169H84L83 167H81V165L80 166H78ZM23 168V167H22ZM52 168V167H51ZM74 168V167H73ZM72 168V169H73ZM1 169V168H0ZM8 169V168H7ZM20 169V168H19ZM49 169V168H48ZM64 169V168H63ZM62 169V170H63ZM99 169H100V167H99ZM114 169V170H115ZM14 170V169H13ZM22 170V169H21ZM46 170V169H45ZM61 170V169H60ZM66 170V169H65ZM129 170V171H128ZM133 170H134V168H133ZM133 170H131L132 172H133ZM143 170H144V168H143ZM75 171V170H74ZM74 171H72V172H74ZM77 171H78V169H77ZM77 171H75V173L77 172ZM87 171V170H86ZM119 171V170H118ZM122 171L120 172L121 174H114V171H109V172H113V174H106L105 175V173L102 175V176H106V177H103L104 178V180L102 179V176L101 177H99V178H101L102 180H100L99 178H97V180H95V177L92 179V183H90L89 181V183H87V184H85L86 183V181L84 182V184L83 185H81L79 188L77 187V189H79V190H77V191H79V192H81V193H78V192H75V194L76 193H78L77 194V196L78 195H81V199H88V198H93V199H95V201H96V199H97V201L100 199H104V200H106V198L105 197H108V196H112L113 194H115V192L114 193H112L114 190H115V188H116V186L119 188V187H125L126 186V184L128 183V181H130L132 178H133V174L134 175H136L135 173H130V169H127V171L129 172L128 174H127V171H125V172H123V174L125 173V175H123V176H121L122 175ZM137 171V170H136ZM13 172V171H12ZM61 172V171H60ZM79 172V171H78ZM83 172H85L84 170H83ZM101 172V171H100ZM106 172V171H105ZM135 172V171H134ZM143 172V171H142ZM7 173V172H6ZM80 173H81V171H80ZM85 173H87V172H85ZM93 173H94V171H93ZM115 173H117V171L115 172ZM137 173V172H136ZM10 175H13V174H11V171H10V173H9ZM79 174V173H78ZM101 174V173H100ZM1 175V174H0ZM7 175H8V173H7ZM7 175H5V176H7ZM20 175V174H19ZM42 175V174H41ZM47 175V174H46ZM73 175V174H72ZM98 175V174H97ZM182 175V174H181ZM14 176V175H13ZM12 176V177H13ZM67 176V175H66ZM1 177V176H0ZM11 177V176H10ZM11 177V179H13ZM19 177V178H18ZM47 177V176H46ZM97 177V176H96ZM183 177V176H182ZM185 177V176H184ZM9 178V177H8ZM6 179L7 178H5L4 179V177H2V179H0L1 180V184L2 185H4L5 186V182H6ZM10 179V178H9ZM18 179H20L19 181H18ZM180 179H181V177H180ZM192 179V178H191ZM257 179V178H256ZM51 180V179H50ZM85 180V179H84ZM91 180V179H90ZM2 181H3V183H2ZM11 181V180H10ZM58 181V180H57ZM12 182V181H11ZM14 182H12L11 184L13 185L14 184ZM115 182V183H114ZM254 182V181H253ZM16 183V182H15ZM20 183V184H21ZM1 184H0V187H1ZM20 184H18V185H20ZM26 184H25V186H26ZM46 184V183H45ZM255 184H256V182H255ZM24 185V184H23ZM22 185V186H23ZM42 185V184H41ZM47 186L45 187L44 185H42V186H44V187H41L40 185H39V189L38 190H36L35 192H30L29 194H31L30 196L27 194V196L29 197V198H34V200H37V198L39 199V201L40 200H42V201H45L44 199H46L47 197H49L50 198V195H58V196H66V197H68L66 194L68 193V195L70 194V191L69 192H64V191H62V192H64V193H60V192H58V193H50V191H48L49 189H47V187H48V184H46ZM80 185V184H79ZM239 185V184H238ZM257 185V184H256ZM8 186V185H7ZM14 186V185H13ZM232 186V185H231ZM264 186V185H263ZM3 187V186H2ZM1 187V188H2ZM19 187V186H18ZM127 187V186H126ZM215 187H217V186H215ZM255 187V186H254ZM0 188V189H1ZM5 188H6V186H5ZM16 188V186L14 187V189ZM22 188V187H21ZM37 188V187H36ZM59 188V187H58ZM117 188V189H118ZM221 188V187H220ZM219 188V189H220ZM230 188V187H229ZM6 189H8V188H6ZM12 189V188H11ZM30 189V188H29ZM59 189H61V188H59ZM63 189V188H62ZM65 189H67V188H65ZM117 189H116V192H117ZM120 189V188H119ZM122 189H124V188H122ZM171 189H172V187H171ZM3 190H5V189H3ZM16 190V189H15ZM31 190V189H30ZM213 190H214V188H213ZM9 191V190H8ZM12 191V190H11ZM11 191H9V192H11ZM29 191V190H28ZM58 191H60V190H58ZM66 191H68V190H66ZM73 191V190H72ZM129 191V190H128ZM207 191V190H206ZM211 191V190H210ZM217 191H218V189H217ZM7 192V191H6ZM8 192V193H9ZM13 192V191H12ZM16 192V191H15ZM10 193V194H5V195H2L1 197H0V208H1V212H0V216L2 217V215H4L5 216V214L6 213H12V212H14L15 213V210H16V212H17V210L18 209H20V207H21V205H18L17 206V203H18V201L24 196V194H19L18 192H16V193ZM74 192V191H73ZM208 192V191H207ZM2 193V192H1ZM21 193V192H20ZM216 193V192H215ZM220 193V192H219ZM71 194H72V192H71ZM70 194V195H71ZM74 194V193H73ZM257 194V193H256ZM219 195V194H218ZM26 196V197H27ZM114 196V195H113ZM155 196V195H154ZM246 196V195H245ZM262 196V195H261ZM25 197V196H24ZM27 197V198H28ZM260 197V196H259ZM20 198V199H19ZM28 198V199H29ZM63 198V197H62ZM72 198H73V196H72ZM74 198H75V196H74ZM77 198V197H76ZM79 198V197H78ZM77 198V199H78ZM113 198V197H112ZM25 199V198H24ZM31 199V200H32ZM48 199V198H47ZM188 199V198H187ZM253 199V198H252ZM30 200V199H29ZM29 200H28V202H29ZM31 200H30V202H31ZM49 200H51V199H49ZM79 200V199H78ZM186 200V199H185ZM26 201H27V199H26ZM46 201H48V200H46ZM81 201V200H80ZM196 201V200H195ZM250 201V200H249ZM253 201V200H252ZM260 201V200H259ZM261 201H263V200H261ZM21 202V201H20ZM22 202H23V198H22ZM41 202V201H40ZM55 202V201H54ZM65 202V201H64ZM103 202V201H102ZM48 203H50V201L48 202ZM53 203V202H52ZM57 203L59 204V202L57 201ZM57 203H55V204H57ZM97 203V202H96ZM179 203V202H178ZM19 204H21V203H19ZM54 204V203H53ZM52 204V205H53ZM85 204V203H84ZM193 204V207H194V203H192ZM31 205V204H30ZM40 206L42 205L41 203L39 204ZM44 205V204H43ZM46 205V204H45ZM52 205H49V206H52ZM60 205V204H59ZM125 205H127V203L125 204ZM130 205V204H129ZM178 205V204H177ZM190 205V204H189ZM257 205V204H256ZM6 206V207H5ZM20 206V207H19ZM32 206V205H31ZM34 206V205H33ZM33 206L32 207H30V208H33ZM46 206H48V205H46ZM62 206V205H61ZM133 206H134V204H133ZM173 206V205H172ZM186 206V205H185ZM220 206H222V205H220ZM5 207V208H4ZM37 207V206H36ZM53 207V206H52ZM55 207H56V205H55ZM78 207V206H77ZM126 207V206H125ZM136 207V206H135ZM229 207V206H228ZM257 207V206H256ZM4 208V209H3ZM18 208V209H17ZM47 208V207H46ZM58 208H61V207H59L58 206ZM63 208V207H62ZM66 208V207H65ZM131 208V207H130ZM138 208V207H137ZM175 208V207H174ZM29 209V208H28ZM44 209H45V206H44ZM50 209V208H49ZM64 209V208H63ZM78 209V208H77ZM88 209V208H87ZM136 209V208H135ZM141 209V208H140ZM197 209V208H196ZM251 209V208H250ZM12 210H14V211H12ZM33 210V209H32ZM47 210H48V208H47ZM46 210V211H47ZM51 210H52V208H51ZM79 210V209H78ZM129 210V209H128ZM160 210V209H159ZM185 210V209H184ZM193 210V209H192ZM254 210V209H253ZM37 211V210H36ZM39 211V210H38ZM43 211V210H42ZM46 211H44L43 213L45 214V215H43V214H41V215H35V214H33V215H35L33 218H32V215L31 216H28V217H26L28 214H25V216H13L14 218H15V220H17V219H19V220H25L26 218H31V219H27L28 221L26 222V220H25V223H23V224H17L16 225V227H15V231H17L18 233H16L15 232V234H17L18 236L16 237L15 236V234L13 235V233H12V231H11V233H12V235L13 236H15L16 237V239H15V237L13 238V239H15L16 241H18L19 239V242H20V245L22 246V248L24 249V247H23V245H25L26 246V244H24L25 242L26 243H28V245H31L32 246V244L34 243L35 244V242H36V244H37V242L39 243L38 245H40L39 246V248L42 246V245H44V241L45 240H47V239H49V236H52L53 237V239L56 237V238H60V237H63L64 238V236L69 232L70 234H71V232L70 231H68V230H66V233L64 232L65 231V229H67L66 227H65V229H62V227L61 226H63V225H60V227H61V229H57V227H59V226H55L54 225V223H51L53 220H49L48 221V219H45L46 217V215H48V214H46ZM48 211H50V210H48ZM59 211V212H58ZM57 212L58 213H60V210H58ZM65 210H63V212H64ZM77 211V210H76ZM86 211V210H85ZM145 211V210H144ZM163 211V210H162ZM199 211V210H198ZM218 211V210H217ZM216 211V212H217ZM19 212V211H18ZM33 212V211H32ZM54 212V211H53ZM62 211H61V215H59L58 216V218L57 219H59L60 221L62 220V217H65V216H63V215H65L64 213H63ZM87 212H89V211H87ZM86 212V213H87ZM91 212V211H90ZM112 212V211H111ZM139 212V211H138ZM138 212H136V213H138ZM163 212H165V211H163ZM167 212V211H166ZM178 212V211H177ZM183 211H181V213H182ZM196 212V211H195ZM209 212V211H208ZM208 212H204V214H207ZM5 213V214H4ZM13 213V214H14ZM41 213V212H40ZM39 213V214H40ZM51 213V212H50ZM71 213V212H70ZM73 213H75V211L73 212ZM73 213H72V215H73ZM135 212L133 213L132 212V215L130 216V217H133V214H136ZM159 213V212H158ZM158 213H156V214H158ZM179 213H180V211H179ZM179 213H176L175 212V214H179ZM188 213H190V212H188ZM92 214V213H91ZM90 214V215H91ZM112 214V213H111ZM127 214V213H126ZM170 214V213H169ZM186 214V213H185ZM202 214V213H201ZM217 214V213H216ZM225 214V213H224ZM8 215V214H7ZM50 216H52V214H49ZM48 215V216H49ZM58 215V214H57ZM87 215V214H86ZM115 215V214H114ZM130 215V214H129ZM198 215H199V213H198ZM209 215H211V213L209 214ZM214 215V214H213ZM218 215V214H217ZM56 216V215H55ZM74 216V215H73ZM77 216V215H76ZM75 216V217H76ZM80 216V215H79ZM169 216V215H168ZM175 216V215H174ZM201 216V215H200ZM207 216V215H206ZM205 216V217H206ZM6 217V216H5ZM8 217L9 218H5V220L2 222V224L0 225V227L2 226L3 227V232H4V230H5V228H4V226L5 225H8V224H10L11 225V223L13 222L12 220H14L13 218H10V216L8 215ZM85 217V216H84ZM123 217H125V216H123ZM128 217V216H127ZM173 217V215H172V213H171V217L170 218H172ZM176 217H177V215H176ZM176 217H173L172 219L174 220V218H176ZM183 217V216H182ZM198 217V216H197ZM4 218V217H3ZM51 218V217H50ZM53 218V217H52ZM61 218V219H60ZM66 218V217H65ZM150 218V217H149ZM162 218V217H161ZM167 218V217H166ZM0 219H2V218H0ZM43 219H45V220H47L48 221V223H51L50 224V226L48 225V223L45 225L46 227H44V225L42 224V222L44 221ZM68 218H66L65 219V221L67 220ZM88 219H89V217H88ZM106 219V218H105ZM121 219V218H120ZM131 219V218H130ZM134 219V218H133ZM201 219V218H200ZM64 220V219H63ZM62 220V221H63ZM85 220V219H84ZM128 220H129V218H128ZM162 220V219H161ZM170 219H168L167 221H169ZM194 220V219H193ZM192 220V221H193ZM12 221V222H11ZM65 221H63V222H65ZM72 221V220H71ZM70 221V222H71ZM106 221V220H105ZM131 221V220H130ZM163 221H164V219H163ZM162 221V222H163ZM189 221V220H188ZM204 221H206V220H204ZM55 222V221H54ZM58 224H60L59 223V221H56ZM63 222H61V223H63ZM67 222V221H66ZM80 222V221H79ZM107 222V221H106ZM158 222V221H157ZM197 222V221H196ZM202 222V221H201ZM200 222V223H201ZM19 223V222H18ZM44 223V222H43ZM130 223V222H129ZM161 223V222H160ZM167 223V222H166ZM165 223V224H166ZM254 223V222H253ZM258 223H259V221H258ZM13 224V223H12ZM41 224H42V226H41ZM52 224L55 226V227H52ZM64 224V223H63ZM153 224H154V222H153ZM163 223H161L160 224V226L162 225ZM164 224V225H165ZM10 225H8V226H10ZM14 225V224H13ZM67 225V224H66ZM79 225V224H78ZM145 225H147V223L145 224ZM158 225V224H157ZM168 225V224H167ZM174 225V224H173ZM8 226H5V227H8ZM47 226H49V227H47ZM72 226V225H71ZM74 226V225H73ZM151 226H152V224H151ZM256 226V225H255ZM59 227V228H60ZM70 227V226H69ZM139 227V226H138ZM147 227V226H146ZM154 227H156V226H154ZM154 227H152V229L154 230ZM168 227H169V225H168ZM191 227V226H190ZM193 227V226H192ZM70 228H72V227H70ZM135 228V227H134ZM144 228H145V226H144ZM171 228H173V227H171ZM170 228V230H172ZM243 228V227H242ZM11 229V228H10ZM14 229V228H13ZM69 229V228H68ZM78 229V228H77ZM76 229V230H77ZM151 228H150V233L149 232H146V234L145 235H148L149 234V236H150V234L153 232V230H152ZM156 229H157V227H156ZM154 230V232H156V231H158V230ZM161 229V228H160ZM174 229V228H173ZM72 230V229H71ZM75 230V229H74ZM144 230V229H143ZM152 230V231H151ZM167 231H168V229H166ZM191 230V229H190ZM1 231H2V229L0 228V233H1ZM7 231V230H6ZM14 231V230H13ZM167 231H166V233H167ZM248 231V230H247ZM3 232H2V234H3ZM8 232V231H7ZM10 232V231H9ZM9 232L8 233H5V238H6V241H4L3 243H0L1 245H0V250L2 251V252H5V255H6V253H7V251H8V253L10 252V249L12 248L13 250H14V248H13V243L14 242H12V239H11V235L9 234ZM129 232V231H128ZM143 232V231H142ZM154 232H153V234H154ZM76 233V232H75ZM137 233V232H136ZM144 233V232H143ZM142 233V234H143ZM148 233V234H147ZM157 233V232H156ZM170 233V232H169ZM175 233H177V232H175ZM221 233V232H220ZM237 233H238V231H237ZM256 233V232H255ZM55 234V235H54ZM69 234V235H70ZM171 234V233H170ZM169 234V235H170ZM173 234V233H172ZM179 234V233H178ZM192 234H194V233H192ZM204 234V233H203ZM252 234V233H251ZM257 234V233H256ZM54 235V236H53ZM68 235V234H67ZM152 235V234H151ZM2 236V235H1ZM12 236V237H13ZM154 236V235H153ZM152 236V237H153ZM159 236V235H158ZM220 236V235H219ZM262 236V235H261ZM52 237H50V238H52ZM70 237V236H69ZM97 237V236H96ZM129 237V236H128ZM139 237V236H138ZM148 237V236H147ZM146 237V238H147ZM191 237V236H190ZM4 238V237H3ZM3 238H1V239H3ZM47 238V239H46ZM63 238H61V239H63ZM155 238V237H154ZM158 238V237H157ZM181 238V237H180ZM187 238V237H186ZM222 238V237H221ZM0 239V240H1ZM18 239V240H17ZM60 239V240H61ZM99 239V238H98ZM97 239V240H98ZM117 239V238H116ZM220 239V238H219ZM14 240V241H15ZM50 240V239H49ZM112 240V239H111ZM181 240V239H180ZM186 240V239H185ZM192 240V239H191ZM196 240V239H195ZM57 241H59V239L57 240ZM99 241V240H98ZM115 241V240H114ZM131 241H133V240H131ZM138 241V240H137ZM177 241V240H176ZM190 241V240H189ZM19 242L18 243H14V246H15V244H17L16 246H17V248H15V250L16 251H19L20 249H21V247L20 248H18V246H19ZM66 242V241H65ZM82 242V241H81ZM217 242V241H216ZM53 243V242H52ZM60 243V242H59ZM62 243H63V241H62ZM78 243H80V242H78ZM115 243V242H114ZM120 243H123V242H120ZM120 243H119V245H120ZM185 243V242H184ZM224 243V242H223ZM12 244V245H11ZM33 244V245H34ZM51 244V243H50ZM54 244H55V242H54ZM106 244V243H105ZM111 244H113V243H110V245ZM160 244V243H159ZM162 244V243H161ZM175 244V243H174ZM173 244V245H174ZM181 244V243H180ZM73 245V244H72ZM106 245H108V244H106ZM172 245V244H171ZM183 245V244H182ZM191 245V244H190ZM241 245V244H240ZM248 245V244H247ZM62 246H64V245H62ZM66 246V245H65ZM71 246V245H70ZM78 246V245H77ZM95 246V245H94ZM116 246V245H115ZM121 246V245H120ZM43 247H45V246H43ZM91 247H93V246H91ZM109 247V246H108ZM107 247V248H108ZM155 247V246H154ZM163 247V246H162ZM165 247V246H164ZM185 247V246H184ZM214 247V246H213ZM248 247V246H247ZM51 248V247H50ZM62 248V247H61ZM60 248V249H61ZM75 248V247H74ZM88 248V247H87ZM103 248H105V246L103 247ZM103 248H102V250H103ZM106 248V249H107ZM110 248V247H109ZM152 248V247H151ZM158 248V247H157ZM166 248V247H165ZM238 248V247H237ZM236 248V249H237ZM11 249V250H12ZM19 249V250H18ZM49 249V248H48ZM63 249H64V247H63ZM62 249V250H63ZM72 249V248H71ZM76 249V248H75ZM82 250H86V249H84V248H81ZM88 249H90V248H88ZM105 249V250H106ZM120 249V248H119ZM163 249V248H162ZM179 249H181V248H179ZM25 250V249H24ZM34 250H36V249H33V251ZM39 251L41 250V248L40 249H38ZM44 250V249H43ZM55 250V249H54ZM156 250H158V249H156ZM177 250V249H176ZM228 250V249H227ZM0 251V252H1ZM21 251V250H20ZM29 251H31V250H29ZM46 251V250H45ZM65 251V250H64ZM78 251V250H77ZM84 251H83V254H84ZM100 251V250H99ZM154 251H155V249H154ZM191 251V250H190ZM12 252V251H11ZM10 252V253H11ZM22 252V251H21ZM35 252H37V251H35ZM35 252H34V254H35ZM43 252V251H42ZM47 252H48V250H47ZM72 252H73V250H72ZM74 252H76V250H74ZM79 252V251H78ZM86 253L87 252H89V251H85ZM92 252V251H91ZM102 252V251H101ZM215 252V251H214ZM9 253V254H10ZM17 253V252H16ZM60 253V252H59ZM71 253V252H70ZM81 253H82V251H81ZM119 253V252H118ZM117 253V254H118ZM165 253V252H164ZM187 253V252H186ZM193 253V252H192ZM219 253V252H218ZM237 253V252H236ZM15 254V253H14ZM37 254V253H36ZM75 254V253H74ZM79 255H80V253H78ZM87 254H89V253H87ZM152 254H153V252H152ZM202 254V253H201ZM204 254V253H203ZM246 254H247V252H246ZM2 255V254H1ZM46 255V254H45ZM63 255V254H62ZM72 255V254H71ZM91 255V254H90ZM163 255V254H162ZM15 256V255H14ZM43 256V255H42ZM46 256H48V255H46ZM64 256H65V254H64ZM77 256V255H76ZM76 256H74V257H76ZM148 256H150V255H148ZM153 256V255H152ZM193 256V255H192ZM191 256V257H192ZM203 256V255H202ZM211 256V255H210ZM220 256V255H219ZM255 256V255H254ZM9 257V256H8ZM63 257V256H62ZM74 257L72 258V260L69 258V260H71V261H73V260H75V262H76V259H78V258H76V259H74ZM78 257H80V256H78ZM87 257V256H86ZM113 257V256H112ZM146 257V256H145ZM166 257V256H165ZM170 257V256H169ZM190 257V258H191ZM242 257V256H241ZM259 257V256H258ZM31 258V257H30ZM39 258V257H38ZM42 258V257H41ZM53 258V257H52ZM146 258H148V257H146ZM156 258V257H155ZM157 258H158V256H157ZM223 258V257H222ZM19 259V258H18ZM26 259V261H25V264H27L28 262V260H27V258H25ZM56 259V261L55 260H53L52 261V263L54 264H74L73 262H71V261H68V259L67 258H65V257H63V258H55ZM83 259V258H82ZM107 259V258H106ZM112 259V258H111ZM39 260V259H38ZM41 260H43V259H41ZM50 260V259H49ZM80 260V259H79ZM84 260H86V259H84ZM91 260V259H90ZM117 260V259H116ZM115 260V261H116ZM160 260V259H159ZM239 260V259H238ZM11 261H13V260H11ZM21 261H24V259L22 260L21 259ZM21 261H18V262H16V261H14V262H16V263H19V262H21ZM51 261V260H50ZM83 261V260H82ZM86 261H88V259L86 260ZM103 261V260H102ZM114 261V260H113ZM143 261H144V259H143ZM251 261V260H250ZM1 262V261H0ZM27 262V263H26ZM71 262V263H70ZM93 262V261H92ZM112 261L110 260V263H111ZM159 262V261H158ZM162 262V261H161ZM165 262V261H164ZM194 262V261H193ZM235 262V261H234ZM7 263H9V262H7ZM23 263V262H22ZM31 263V262H30ZM38 263V262H37ZM51 263V264H52ZM86 263V262H85ZM94 263V262H93ZM147 263V262H146ZM153 263V262H152ZM155 263V262H154ZM236 263V262H235ZM239 263V262H238ZM3 264V263H2ZM6 264V263H5ZM9 264H13V262L12 263H9ZM20 264V263H19ZM24 264V263H23ZM76 264H78V262L76 263ZM82 264V263H81ZM87 264V263H86ZM89 264V263H88ZM91 264V263H90ZM96 264V263H95ZM113 264V263H112ZM115 264V263H114ZM219 264V263H218ZM234 264V263H233Z\"/></svg>",
  "mask_w": 264,
  "mask_h": 264
}]
</instances>
